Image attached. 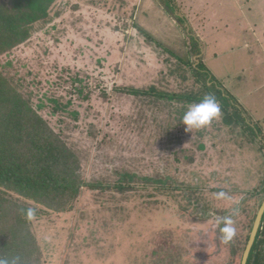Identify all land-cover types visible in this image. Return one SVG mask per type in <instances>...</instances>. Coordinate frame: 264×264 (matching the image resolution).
<instances>
[{
	"label": "rangeland",
	"instance_id": "obj_1",
	"mask_svg": "<svg viewBox=\"0 0 264 264\" xmlns=\"http://www.w3.org/2000/svg\"><path fill=\"white\" fill-rule=\"evenodd\" d=\"M187 1L209 4L208 40L168 0H55L0 55L79 159L65 211L7 192L36 264H241L264 200V0ZM152 86L218 101L119 89Z\"/></svg>",
	"mask_w": 264,
	"mask_h": 264
},
{
	"label": "trees",
	"instance_id": "obj_2",
	"mask_svg": "<svg viewBox=\"0 0 264 264\" xmlns=\"http://www.w3.org/2000/svg\"><path fill=\"white\" fill-rule=\"evenodd\" d=\"M55 0H0V55L23 43L33 24L49 14ZM188 62V61H187ZM133 95L156 96L186 103H216L217 98L197 93L178 94L138 87H121ZM224 97L225 96V91ZM65 107L57 105V109ZM77 155L66 146L29 99L0 71V264H36L29 231L19 215L18 203H11L7 192L49 204L58 201L67 210L80 184L75 171ZM90 188H104L89 184ZM116 184L115 187H122ZM15 208V209H14ZM258 213V212H257ZM255 213L253 221L257 216ZM253 225L250 227L252 231ZM250 233H248L247 241ZM24 260V262H23ZM247 264H264V216Z\"/></svg>",
	"mask_w": 264,
	"mask_h": 264
},
{
	"label": "crops",
	"instance_id": "obj_3",
	"mask_svg": "<svg viewBox=\"0 0 264 264\" xmlns=\"http://www.w3.org/2000/svg\"><path fill=\"white\" fill-rule=\"evenodd\" d=\"M175 1L177 0H168L169 4H171L173 6V9H175L174 13L177 17V19H179V21L181 22H186L187 27L190 26V28L197 34V29L200 31V33L204 36L203 40H208L209 37H207L208 33V28L207 26L210 25V21L208 20V16H206L205 11H207L209 9V4L206 6V8L204 9V11L202 10V12L200 14H194L195 13V7H191L189 2L187 0H185V3L180 4L178 3V7L175 6ZM184 1V0H183ZM215 1H220V0H215ZM182 3V2H181ZM167 4V3H166ZM198 12V11H197ZM182 18H184V20H182ZM205 19V21L203 20ZM204 24H203V23ZM202 24V25H200ZM185 25V24H184ZM199 25V26H198ZM201 26V27H200ZM198 27V28H197ZM206 27V29H205ZM188 33V32H187ZM189 33L191 35L190 29H189ZM199 33V34H200ZM193 36H195L193 34ZM200 40V39H199ZM257 50V51H256ZM252 59L254 60V64L255 67H261L264 68V46L258 45L255 49L254 54L252 55ZM260 60V61H259ZM264 70V69H262ZM209 73V72H208ZM211 74V73H210ZM252 74V73H251ZM212 75V74H211ZM213 76V75H212ZM219 86V83L217 81V84ZM264 83L260 84L259 86H257V89L260 88H264ZM255 87V86H254ZM221 88V86H220ZM223 91H226V89H222ZM227 92V91H226ZM226 96V94H225ZM230 96V94H229Z\"/></svg>",
	"mask_w": 264,
	"mask_h": 264
},
{
	"label": "water",
	"instance_id": "obj_4",
	"mask_svg": "<svg viewBox=\"0 0 264 264\" xmlns=\"http://www.w3.org/2000/svg\"><path fill=\"white\" fill-rule=\"evenodd\" d=\"M263 216H264V200H263V202H262V204L258 210L257 216L255 218L248 243L246 245L245 251H244L243 256H242L241 264H247V262H248L250 252H251L252 247L256 241V237H257L258 231H259L261 223H262Z\"/></svg>",
	"mask_w": 264,
	"mask_h": 264
}]
</instances>
